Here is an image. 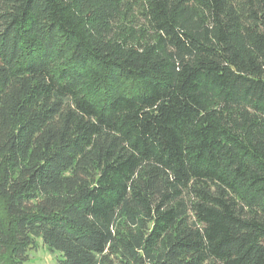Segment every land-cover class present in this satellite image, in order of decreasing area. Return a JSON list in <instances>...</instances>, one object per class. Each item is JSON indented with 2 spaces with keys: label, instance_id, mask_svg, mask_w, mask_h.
Instances as JSON below:
<instances>
[{
  "label": "trees",
  "instance_id": "1",
  "mask_svg": "<svg viewBox=\"0 0 264 264\" xmlns=\"http://www.w3.org/2000/svg\"><path fill=\"white\" fill-rule=\"evenodd\" d=\"M264 264V0H0V264Z\"/></svg>",
  "mask_w": 264,
  "mask_h": 264
},
{
  "label": "rangeland",
  "instance_id": "2",
  "mask_svg": "<svg viewBox=\"0 0 264 264\" xmlns=\"http://www.w3.org/2000/svg\"><path fill=\"white\" fill-rule=\"evenodd\" d=\"M58 253H52L42 240H35V247L28 251V259L25 264H54Z\"/></svg>",
  "mask_w": 264,
  "mask_h": 264
}]
</instances>
